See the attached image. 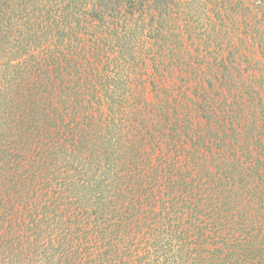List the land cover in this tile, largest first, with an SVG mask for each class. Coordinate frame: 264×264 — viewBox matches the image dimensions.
Wrapping results in <instances>:
<instances>
[{
  "label": "rangeland",
  "instance_id": "obj_1",
  "mask_svg": "<svg viewBox=\"0 0 264 264\" xmlns=\"http://www.w3.org/2000/svg\"><path fill=\"white\" fill-rule=\"evenodd\" d=\"M0 91V264H264V0H0Z\"/></svg>",
  "mask_w": 264,
  "mask_h": 264
},
{
  "label": "trees",
  "instance_id": "obj_2",
  "mask_svg": "<svg viewBox=\"0 0 264 264\" xmlns=\"http://www.w3.org/2000/svg\"><path fill=\"white\" fill-rule=\"evenodd\" d=\"M42 64L43 63L41 62L40 64H36V65L42 66ZM34 71H38L39 76L42 74L41 75L42 78H44V76L47 74L45 69L39 68V67H35ZM43 73H45V74L43 75ZM32 75H33V73H32ZM0 93H1V91H0ZM50 99H52V97L50 96V93H48V94H45L44 97H41L40 99H38V101H36L37 102L36 106L37 107L39 106V108L36 109L37 111H39L37 113L41 117L44 118V120H43L44 122L40 124V128L42 129L40 133L43 134L42 135L43 137L40 138L41 141L39 142V144H41L40 150L42 147L46 146L48 141H52L51 145L54 149H56L59 146L58 144H60L64 141H68L69 139H73V119L70 118V121L68 122L66 120H63L62 118H58L59 114H58V112L56 113L55 108L52 105L46 103V101H49ZM29 111H30V109L28 108L27 110L24 111V114L26 117L31 118L32 113ZM55 113H56V115L58 114L57 117L55 116ZM57 141H61V142L57 143ZM3 145H4V143L2 141L0 144V148H1L0 151L3 149V147H4ZM4 149H6V150H3L4 152H6L8 150L7 147H5ZM14 178L18 179V176H14ZM119 191L123 193V191L121 189ZM128 198L129 197H127L125 199L127 200ZM130 199L131 198H129V200ZM236 236H238V235L236 234ZM235 239H236V237H235ZM71 244L73 247V243H71ZM251 256H253L252 253H251Z\"/></svg>",
  "mask_w": 264,
  "mask_h": 264
}]
</instances>
